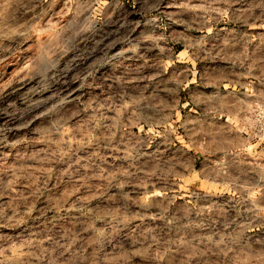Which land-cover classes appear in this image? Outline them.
I'll list each match as a JSON object with an SVG mask.
<instances>
[{
	"label": "rangeland",
	"instance_id": "1",
	"mask_svg": "<svg viewBox=\"0 0 264 264\" xmlns=\"http://www.w3.org/2000/svg\"><path fill=\"white\" fill-rule=\"evenodd\" d=\"M0 264H264V0H0Z\"/></svg>",
	"mask_w": 264,
	"mask_h": 264
}]
</instances>
